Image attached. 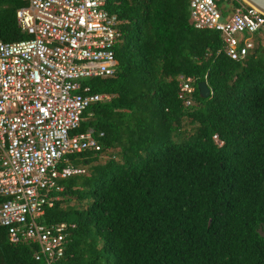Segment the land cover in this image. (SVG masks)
Returning <instances> with one entry per match:
<instances>
[{
  "label": "trees",
  "instance_id": "16d2710c",
  "mask_svg": "<svg viewBox=\"0 0 264 264\" xmlns=\"http://www.w3.org/2000/svg\"><path fill=\"white\" fill-rule=\"evenodd\" d=\"M26 4L0 0V41L28 37L15 16ZM106 8L123 21L115 70L88 84L109 100L90 105L76 131L103 132L102 150L114 155L96 164V151L68 155L88 172L62 180L43 217L74 224L65 263L264 264V42L230 59L219 32L192 26L188 0ZM178 75L194 79L189 106ZM34 251L0 227V264H43Z\"/></svg>",
  "mask_w": 264,
  "mask_h": 264
},
{
  "label": "built area",
  "instance_id": "2783aa9c",
  "mask_svg": "<svg viewBox=\"0 0 264 264\" xmlns=\"http://www.w3.org/2000/svg\"><path fill=\"white\" fill-rule=\"evenodd\" d=\"M26 1L15 16L28 37L0 41V227L11 243L32 244L36 261L66 264L74 224L43 217L59 201L61 181L85 172L68 155L110 151L98 141L103 132L76 130L90 105L109 100L88 80L114 74L123 21L106 0ZM188 12L194 28L219 32L232 60L252 52L264 34V14L247 0H188ZM177 81V97L189 106L194 79L178 75ZM213 140L221 145L216 135Z\"/></svg>",
  "mask_w": 264,
  "mask_h": 264
},
{
  "label": "water",
  "instance_id": "95a60500",
  "mask_svg": "<svg viewBox=\"0 0 264 264\" xmlns=\"http://www.w3.org/2000/svg\"><path fill=\"white\" fill-rule=\"evenodd\" d=\"M247 1L264 14V0H247ZM196 88L201 98H206L210 94V89L207 86L205 80L197 82Z\"/></svg>",
  "mask_w": 264,
  "mask_h": 264
},
{
  "label": "rangeland",
  "instance_id": "374dc122",
  "mask_svg": "<svg viewBox=\"0 0 264 264\" xmlns=\"http://www.w3.org/2000/svg\"><path fill=\"white\" fill-rule=\"evenodd\" d=\"M255 36H258V34L257 35H255ZM259 40L261 41V42H264V34H261V36H260V38H259ZM112 155H114V151L112 150V149H110V151H107L106 153H101V154H99V156H98V158H97V160L95 161V162H93V164H96V163H103L104 162V159H106L107 157H112ZM85 169H87V172H88V165H85V166H83ZM72 206V205H77L76 204V201L75 200H70V202H63V204H62V207H65V206Z\"/></svg>",
  "mask_w": 264,
  "mask_h": 264
}]
</instances>
